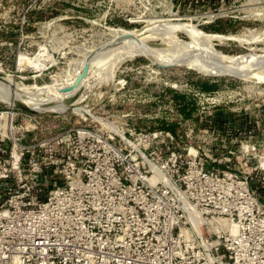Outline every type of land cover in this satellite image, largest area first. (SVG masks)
Returning <instances> with one entry per match:
<instances>
[{
  "label": "built area",
  "instance_id": "2783aa9c",
  "mask_svg": "<svg viewBox=\"0 0 264 264\" xmlns=\"http://www.w3.org/2000/svg\"><path fill=\"white\" fill-rule=\"evenodd\" d=\"M59 1L71 3L29 0L23 10L22 0H0L2 76L21 84L52 67L17 66V54L35 55L39 43L34 52L23 48L25 12ZM58 43L46 44L53 56ZM142 66L153 77L181 68ZM112 86L113 93L134 90L125 77ZM168 87L185 89L175 81ZM164 99L175 129L138 127L131 112L100 120L77 115L70 124L63 114L0 107V264H264V119L248 128L236 99L219 90L198 102L199 124L182 125L176 101ZM232 102L229 117L240 120L239 130L203 123L204 109Z\"/></svg>",
  "mask_w": 264,
  "mask_h": 264
},
{
  "label": "rangeland",
  "instance_id": "374dc122",
  "mask_svg": "<svg viewBox=\"0 0 264 264\" xmlns=\"http://www.w3.org/2000/svg\"><path fill=\"white\" fill-rule=\"evenodd\" d=\"M28 1L22 0L23 10ZM256 1L260 5H264L263 0ZM70 2L69 4L59 1L51 9H31L25 12L27 25L23 27V32L27 35V39L24 44L27 43L29 46H25V44L23 48L34 52L35 43L37 42L45 48L47 46L43 44H49L51 47L52 41L54 43L59 42V47L55 46L57 49L54 54L55 64L41 73L37 72L39 73V77L35 78V80L26 79L23 82L24 84L16 83L14 82L16 79H11L8 76L0 74V107L7 104L11 105L12 102L16 101L22 106L37 109L43 113L63 114L68 118L70 124H75L77 115L73 113H61L62 110L54 112L45 110L23 99L21 91L26 87L47 101L57 100L67 105L79 102L85 103L87 101L89 103L92 102L94 103L91 109L93 113L90 112V114L96 119H98L97 117L111 119L115 115L131 112L135 119L134 124L138 127L149 126L175 129L177 125L173 120H169L170 115L164 95L170 96L178 104V114L182 125L184 121L197 125L199 124L198 112L196 110L198 102L204 101L205 98L212 95V91L220 90L225 97L236 99V103L242 114L241 119L246 121L245 123L248 128H255L256 117L264 119V94L257 95L260 92H264V88H262L264 87L262 85L264 84V70L258 75L261 78L263 77L259 81L249 79L250 72L239 77L210 76L205 71H200L206 67L180 64L168 56H158L175 51L183 53L185 48L186 50L193 51V53L200 49L201 43L199 41L194 42L187 33L178 32V35L177 33H170L162 40L151 42L150 38H148V36L154 35L153 31L165 27L167 23L179 21L188 24L193 22V25H198L201 31L210 35L221 57L232 61V58L237 56L240 58L238 64L245 66L246 60L249 57L261 56L264 58V41H261L262 43L260 44L247 46L239 43L234 38V36H241L244 33L252 34L258 31H261L260 34L262 36L264 35V19L252 16V10H249V8L259 6L253 4L255 3L254 0L252 2H249V0H195V5H188L189 0H123L118 3H110L109 0H70ZM247 10L248 12L250 11V14L246 12ZM171 13L173 16L170 15ZM154 15L156 18H170L158 20L161 22L160 24H154L153 22L146 23L147 18H154ZM209 15H214L215 17H210ZM64 16L67 17L66 20L51 21ZM173 17H177L178 19ZM179 18L183 21H180ZM43 22L46 23L42 24ZM41 25L48 26L41 27ZM104 26L121 27L124 28L125 32L111 29L107 35L112 39L109 43L102 45V49L99 50L101 51V55L96 54L97 58L84 63L83 53L99 44V40H103V36L105 35ZM246 28L249 29L245 31ZM148 32L149 34H146ZM7 36L10 38L12 44L9 48H6L5 55L11 68L16 42L13 39V31L8 32ZM118 36L127 40L141 38V42L131 50L132 54L123 57L118 64L120 65L121 61L124 62L129 57L135 56H141L144 62L141 58L137 57L132 62L121 64L119 68H116L114 79L125 77L130 82L131 89L134 90L113 93V83L110 86H106V81L101 80L99 76L103 73L104 66L108 60V56L106 55L115 47ZM40 45L39 49L41 50ZM242 45H244L245 49L241 48ZM76 48L77 57L75 54ZM48 53L51 55L47 49H44L39 56ZM19 54L27 55L24 52H18L17 55L19 56ZM89 56H92L90 52L86 58L89 59ZM150 57L162 58L172 63L184 65L196 69L199 73L181 67L160 71L155 77H152L149 74L148 68L143 67L142 63L148 67H151L150 63H156L154 66L156 69L180 66L162 63ZM184 57L188 59L187 56ZM30 58L27 61L26 59L20 60L24 64L18 66H28L29 62L34 60L32 57ZM123 66L126 67L124 69L125 72H119V70L123 69ZM207 70L214 72L209 66H207ZM93 71L96 75L92 76V74H88ZM77 78L78 80L74 83ZM174 81L184 85L185 89L178 90L177 92L169 88L168 84ZM98 82L105 84H98ZM74 86L81 87L83 91L74 93L72 90ZM160 89L162 90L159 91ZM191 89L199 92L197 98L189 94V90ZM98 92H100L99 95ZM102 93L104 95L99 98ZM69 98L70 101L66 102ZM108 99L115 100L114 102H110ZM144 99H149V102H139ZM136 101L139 103H135ZM233 104L234 102L214 108L210 106L205 107L206 113L203 112L201 114L206 118L203 123L211 127H217V129L223 132L239 130V127H241L240 120L232 118L233 120L230 121L229 117L228 108ZM243 105L244 109L242 108ZM219 115H223L222 119H226V121L208 122L209 119H213L212 116L218 117ZM61 125L65 128L69 124L61 123ZM254 132L259 137L258 131Z\"/></svg>",
  "mask_w": 264,
  "mask_h": 264
},
{
  "label": "bare ground",
  "instance_id": "6f19581e",
  "mask_svg": "<svg viewBox=\"0 0 264 264\" xmlns=\"http://www.w3.org/2000/svg\"><path fill=\"white\" fill-rule=\"evenodd\" d=\"M252 1L253 0H249V2H252ZM254 1H256V0H254ZM263 8H264V5H260V6H255L253 8H249V10L250 9L252 10L251 11L252 16H254L256 18L264 19V9ZM246 12L248 14H250L249 13L250 11L248 12V10H247ZM170 15L173 16V14H170ZM213 16H210V17H213ZM169 18L170 17H166V18H163L162 20H167ZM158 20H160V19H153L152 17H149V18H147L146 23L153 22L154 24H156V23L160 24L161 22ZM184 22H187V21H184ZM188 22H191V21H188ZM192 23L185 24V23H182L179 21L167 23L166 26L164 25L165 27L153 31L154 35L148 36V38H150V42H151V41L162 40L166 36H168L170 33L173 34V33H177V32H185L188 34V36L194 42L199 41L201 43L200 49H198L196 52L193 53V51L186 50V48H185L183 53L175 51V52H168L165 54L163 53V54H160L158 56H161V57H167L168 56L170 58H173V60L178 61L180 64H188V65L192 64V66H194V67L195 66L206 67L204 69L202 68V70H200V71H205L206 74H208L210 76H221L222 74L227 73L231 77H239V76H242V75L250 72L251 74L248 76L249 79H255L258 81L262 80L263 77L261 78L258 75H259V73H261V71L264 70V58L263 57H261V56L260 57H257V56L249 57L246 60L245 66H240L238 64V61L240 58H238L237 56H234L232 58V61L227 60V59H225L219 55V53L217 52V50L213 44V40L211 39L210 35L201 31L198 26H195ZM111 29L125 32L124 28H121V27L120 28L119 27H111V26L104 27L106 34ZM260 33H261V31H258L256 33H252V34L244 33L241 36H234V38L236 39V41H238L239 43H242L244 45H247V46L251 45V44L255 45V44H260L264 41L263 40L264 35L262 36ZM146 34H149V32ZM111 39L107 35V38L104 41L100 42L98 47H93L92 49H88L87 52L83 53L84 63H86L87 61L92 60V59L94 60V58H97L96 54L101 55V51H99V50L102 49V45L109 43L111 41ZM140 42H141V38H134V39L127 40V39H124V38L118 36L116 38L115 47L109 51L108 55H106V56H108L107 57L108 60L106 61V64L104 66L103 73L99 76L101 80L106 81V84L101 83V82H98V84H105L106 86H110L113 83V81L115 80L114 79V73H115V69L118 68L117 66L119 65L118 64L119 61L121 59H123V57H125L129 54H132L131 50L135 46H137ZM39 45H40V43L37 45V52L35 53V55H28V54L27 55H23V54L20 55L19 54L17 66L24 64L20 60L26 59V61H27L28 59H31L30 57H32L34 60H31L29 62V65L34 66L37 70H41V68L43 66L53 65L55 63V60H54L55 58L52 55V53L48 50L47 47L45 48L42 45H40V48H41V50H40ZM43 45H46V44H43ZM244 45H242V46H244ZM44 49H47L51 53V55L48 53V54L39 56L41 51H43ZM53 49L56 50L55 47H53ZM89 52L91 53L92 56L91 57L89 56L90 58L88 57L89 59H87L86 57H87V54ZM184 56H187L188 59H185ZM135 57H137V56H135ZM139 57H141V56H139ZM133 58L134 57H129L126 60H131ZM150 58H152L153 60H158L159 62H162V63H168V64L180 66V67L198 72L196 69L189 68V67L184 66V65H179L177 63H172V62L167 61V60L162 59V58H153V57H150ZM234 60H235V62H233ZM42 61H46V64H48V65L44 64ZM122 63L123 62L121 61V64ZM155 65H156V63H150V66L152 68H154ZM207 66H209L211 69H213L214 72L208 71ZM88 74H92V76L96 75V73L94 71L90 72ZM21 84H24V83H21ZM36 85H38V84H36ZM72 90L74 91V93H79V92L83 91V89H81V87H76V86H74L72 88ZM99 93L100 92H98V95H99ZM105 93H107V92H105ZM92 94H94V93H92ZM103 95H104L103 93L100 94L99 98H101ZM21 97L23 99H26L30 103H34V104L40 106L41 108H44L45 110H49V111H53V112L57 111V110H62L61 113L70 112V113H73L75 115H82V116L87 114L90 117H93L90 114L91 109L94 105V103H92V102L89 103L87 101L85 103L79 102V103H75V104L72 103L73 105H67L64 102H59L57 100L47 101V100H44V99L40 98L39 96H37L33 90H31L30 88H26V87L21 91ZM23 107H25V106H23ZM25 108L30 110V111H33V112L43 113L37 109H31V108H27V107H25ZM46 114H48V113H46ZM94 119H96V118H94Z\"/></svg>",
  "mask_w": 264,
  "mask_h": 264
},
{
  "label": "water",
  "instance_id": "95a60500",
  "mask_svg": "<svg viewBox=\"0 0 264 264\" xmlns=\"http://www.w3.org/2000/svg\"><path fill=\"white\" fill-rule=\"evenodd\" d=\"M99 44H100V43H99ZM99 44H97V45L94 46V47H98ZM221 76L231 77V76H229V74H227V73H224V74H222ZM78 78H79V77H78ZM78 78L75 79L74 83L78 80ZM68 101H70V98L66 100V102H68ZM11 106L15 107V108L18 109V110L24 111V112H28V113H38V112H33V111H30V110L26 109L25 107H23L20 103H18V102H16V101L12 102ZM51 114H59V113H51Z\"/></svg>",
  "mask_w": 264,
  "mask_h": 264
}]
</instances>
